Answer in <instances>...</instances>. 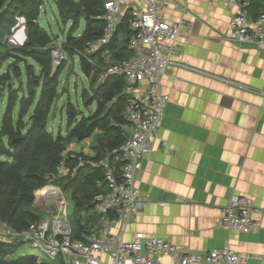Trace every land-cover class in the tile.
Here are the masks:
<instances>
[{
  "label": "crops",
  "instance_id": "obj_1",
  "mask_svg": "<svg viewBox=\"0 0 264 264\" xmlns=\"http://www.w3.org/2000/svg\"><path fill=\"white\" fill-rule=\"evenodd\" d=\"M174 2L181 8L163 11L167 22L181 26L162 78L170 102L136 177L148 206L112 232L127 242L143 233L194 251L230 248L247 264H264V46L230 41L236 8L223 0ZM122 5L146 9L145 0ZM94 147L93 138L74 142L66 156H95ZM233 195L263 211L256 215L261 230L237 234L222 225Z\"/></svg>",
  "mask_w": 264,
  "mask_h": 264
},
{
  "label": "built area",
  "instance_id": "obj_2",
  "mask_svg": "<svg viewBox=\"0 0 264 264\" xmlns=\"http://www.w3.org/2000/svg\"><path fill=\"white\" fill-rule=\"evenodd\" d=\"M223 1L236 8L231 19L230 41L264 46V11L255 19L250 16L254 0ZM145 3L146 9L142 11L136 7L123 8V0H105V13L99 17L106 24L104 32L101 38L89 43L85 53L81 54L95 66H99L96 62L98 57L95 56L102 54L105 67L97 84H104L113 75L126 77L124 93L128 103L125 115L131 131L123 145L112 152L122 163L120 178L117 167L111 164L109 157L96 159L95 156L75 153L78 166L68 168L64 159L58 165L52 181L73 180L80 168L104 169L108 192L96 196L92 211L103 217L99 229L84 240L72 239L71 215L68 203L63 198L62 186L50 184L37 192L41 193L37 199L43 203L44 209H50L44 203L52 199L55 212L23 231L0 220V240L10 243L22 241L40 250L53 263L164 264L163 260L169 259L173 264H247L248 257L230 248L194 251L184 245H173L163 238L143 233H137L131 242H127L112 232L115 225L128 224L148 206L147 199L136 184L137 171L150 151L151 142L159 133L165 108L170 102V96L163 91L162 78L173 64L172 57L181 34V26L167 22L163 13L169 6L179 9L181 5L174 0H145ZM130 11L133 36L129 49L133 55L130 59L113 62L107 48L113 43L119 25ZM54 53L58 61L53 60L59 65L65 61L66 55L61 48L59 55L57 51ZM143 85H146V89H143ZM262 95L264 97V91ZM262 214L263 211L248 197L233 195L223 209L222 225L237 234L254 233L263 227L262 221L256 219V215ZM35 257L43 263L41 258Z\"/></svg>",
  "mask_w": 264,
  "mask_h": 264
},
{
  "label": "trees",
  "instance_id": "obj_3",
  "mask_svg": "<svg viewBox=\"0 0 264 264\" xmlns=\"http://www.w3.org/2000/svg\"><path fill=\"white\" fill-rule=\"evenodd\" d=\"M43 5L44 0H0L1 50L4 49L2 42L16 19L24 17L27 21L26 43L16 51H5L0 56L1 62L12 58L19 63L0 76L2 91L8 90L0 115V220L18 231L41 221L31 208L36 201V192L53 184L58 165L66 159L68 168L78 166L75 154L66 156L72 143L93 138L95 158L109 157L120 178L122 163L112 152L126 141V130L130 127L125 115L128 103L124 93L126 77L113 75L104 84H97L105 67L102 54L95 56L99 58V66L81 56L89 43L101 38L104 32L106 24L99 17L105 13V0H56L60 17L65 23H72L61 49L66 56H78L82 70L91 76L92 97H88L87 102L90 106L94 103L97 106L94 112L82 118L77 110L69 107L66 135L59 133L55 136L49 130L48 120L59 96L58 79L63 68L53 70V40L38 23ZM261 11H264V0H254L251 15L256 18ZM82 19L86 27L77 36L75 32ZM131 19L130 11L119 25L113 43L107 48L113 62L130 59L133 55L129 49L133 36ZM27 57L34 60V64L25 62ZM21 63L24 70L20 67ZM76 183L80 192L71 196L73 219L77 218L72 225V239L84 240V236L91 235L102 222L103 217L92 212L93 201L96 196L108 192V184L103 168H80L76 178L63 180L61 186L69 189ZM83 212L88 215L83 217ZM16 248L15 243L0 240V264H46L40 263L34 256L36 259L9 261Z\"/></svg>",
  "mask_w": 264,
  "mask_h": 264
},
{
  "label": "rangeland",
  "instance_id": "obj_4",
  "mask_svg": "<svg viewBox=\"0 0 264 264\" xmlns=\"http://www.w3.org/2000/svg\"><path fill=\"white\" fill-rule=\"evenodd\" d=\"M39 26L47 31L49 36L53 40V51H57L59 55V48H61L62 44L67 38V34L72 27V23H65L63 19L59 15V10L56 5V0H44V5L41 8V13L38 18ZM26 18L18 17L16 19L15 25L12 27L9 35L3 40L4 49L1 50V54L5 51H16L20 49L27 41V28H26ZM85 21L82 19L80 22L79 29L75 32V35L79 36L85 29ZM11 37L14 38L11 41ZM16 49V50H15ZM52 51V59H55L56 54ZM58 61V59H55ZM27 63L34 64V60L30 57L25 58L24 60ZM97 64L100 62L99 58L97 59ZM15 65H19L16 60L10 58L6 61H0V76L5 72L9 67L14 68ZM20 67L24 70V65L21 63ZM57 67H62V74L58 79V91L59 96L57 101H55L51 115L48 120L49 130L56 136L57 134L66 135L68 133V110L69 107H73L79 113L80 118L84 116H89L91 112L96 110L97 104L93 105L88 104V97H92V89H91V76H88L84 73L81 67V61L79 57H69L66 56L65 61H63L60 65L59 63L53 60V70L56 71ZM25 75V73H24ZM19 81V80H18ZM24 81L26 78L24 76ZM8 96V90L5 89L2 91V87L0 86V115L2 113V109L6 104V97ZM62 181L53 182V186H61ZM43 189V188H42ZM41 189V190H42ZM62 192L64 194V199H66L68 205V211L71 215L70 219L72 221V225L75 223L76 219H73V206L71 201L72 194H79V186L77 183L72 185L69 189H65V187H61ZM40 191V190H38ZM37 191V192H38ZM36 192V194H37ZM38 194L36 195V201L34 206L31 208L36 212L40 217L41 221L46 220L52 213L55 212V204L53 200H48L44 203L46 208L44 209L43 203H40L37 199ZM59 202V198H58ZM17 248L15 253L9 257V261H15L20 258H34L35 256L41 258V261L46 264H61V261H57L53 263L50 261L40 250L31 248L28 244L23 243L22 241H16L15 243ZM34 256V257H33Z\"/></svg>",
  "mask_w": 264,
  "mask_h": 264
},
{
  "label": "water",
  "instance_id": "obj_5",
  "mask_svg": "<svg viewBox=\"0 0 264 264\" xmlns=\"http://www.w3.org/2000/svg\"><path fill=\"white\" fill-rule=\"evenodd\" d=\"M14 142L16 143V142H19V141H14ZM36 195H37V194H36Z\"/></svg>",
  "mask_w": 264,
  "mask_h": 264
},
{
  "label": "bare ground",
  "instance_id": "obj_6",
  "mask_svg": "<svg viewBox=\"0 0 264 264\" xmlns=\"http://www.w3.org/2000/svg\"><path fill=\"white\" fill-rule=\"evenodd\" d=\"M41 193H38V195H40ZM47 197V196H46Z\"/></svg>",
  "mask_w": 264,
  "mask_h": 264
}]
</instances>
